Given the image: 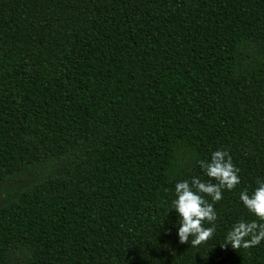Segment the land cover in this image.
<instances>
[{
  "label": "trees",
  "instance_id": "16d2710c",
  "mask_svg": "<svg viewBox=\"0 0 264 264\" xmlns=\"http://www.w3.org/2000/svg\"><path fill=\"white\" fill-rule=\"evenodd\" d=\"M220 149L241 183L181 244L175 185ZM258 178L264 0H0V264H264L222 246Z\"/></svg>",
  "mask_w": 264,
  "mask_h": 264
},
{
  "label": "clouds",
  "instance_id": "9594fccd",
  "mask_svg": "<svg viewBox=\"0 0 264 264\" xmlns=\"http://www.w3.org/2000/svg\"><path fill=\"white\" fill-rule=\"evenodd\" d=\"M208 180L193 177L175 185L172 206L179 214V242L198 247L212 238L216 232L218 214L214 205L223 199L225 190L233 191L240 185V169L233 163L229 151L220 149L212 152L210 161H198ZM257 187L250 194L247 189L240 192L244 207L256 217L243 218L227 233L226 244L235 250L251 249L264 242V180H256ZM210 198V200H209ZM211 201V202H210ZM211 225L206 227L205 225Z\"/></svg>",
  "mask_w": 264,
  "mask_h": 264
}]
</instances>
